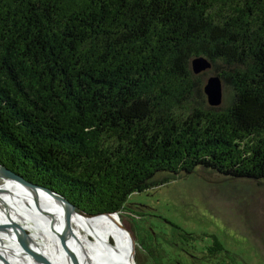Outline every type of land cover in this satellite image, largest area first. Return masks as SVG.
Here are the masks:
<instances>
[{"label":"trees","instance_id":"16d2710c","mask_svg":"<svg viewBox=\"0 0 264 264\" xmlns=\"http://www.w3.org/2000/svg\"><path fill=\"white\" fill-rule=\"evenodd\" d=\"M0 163L89 214L190 174L264 184V0H0ZM171 225L204 244L171 264H239Z\"/></svg>","mask_w":264,"mask_h":264},{"label":"rangeland","instance_id":"374dc122","mask_svg":"<svg viewBox=\"0 0 264 264\" xmlns=\"http://www.w3.org/2000/svg\"><path fill=\"white\" fill-rule=\"evenodd\" d=\"M212 180L190 174L160 188L130 195L125 209L117 214L133 235L135 257L139 254V240L164 257L162 264H171L167 260L172 259L190 261L201 257L199 249L204 244L194 246L183 241L172 223L199 234V237L205 236L203 240L207 243L212 240L207 235H216L224 247L235 254L239 264H264V184L230 181L216 175ZM33 199L35 201V197ZM0 204L4 208V218H9L6 204L2 201ZM28 211L34 213L32 209ZM34 214L42 219L32 218L39 243L51 250L60 247L62 240L54 218L52 221L49 219L52 216L43 214L45 218L39 213ZM50 224H53L51 228L48 227ZM22 227L29 234L33 232ZM151 239L157 242H151ZM69 241L79 251L89 254L78 239L70 237ZM11 252L8 251L6 256L9 257ZM90 261L94 262L93 258Z\"/></svg>","mask_w":264,"mask_h":264},{"label":"bare ground","instance_id":"6f19581e","mask_svg":"<svg viewBox=\"0 0 264 264\" xmlns=\"http://www.w3.org/2000/svg\"><path fill=\"white\" fill-rule=\"evenodd\" d=\"M0 189H2L0 191V201L6 204L10 214H8L9 218H4V208L0 204V224L16 223L30 228L33 230L30 235L35 241L36 249L51 264H71L62 243L60 247H55L54 250L48 249V246H43L39 243L40 240L35 237L36 233H34L36 223H33L32 218L42 220L35 216L34 213H39L42 217H45L43 216L45 214L52 216L49 218L52 221V218H54L53 222L58 225L55 227L62 240L61 236L65 231L62 215L67 210L56 199V196L40 190L38 192L40 202L36 203L33 199L36 196L35 191L18 182L4 179H0ZM28 209H32L34 213L31 214ZM13 213L14 215H12ZM69 220L77 237L71 238L74 240L78 239L84 246L83 248L89 253L79 251L69 241L71 248L77 253L82 264H135V246L132 234L126 229L119 214L85 217L71 212L69 213ZM52 226L53 224L48 225L49 228ZM8 251H13L16 254L12 258L8 257L14 264H35L27 250L16 239L4 232H0V253L6 254ZM85 255L87 256L85 257ZM92 258L94 262L90 261Z\"/></svg>","mask_w":264,"mask_h":264},{"label":"water","instance_id":"95a60500","mask_svg":"<svg viewBox=\"0 0 264 264\" xmlns=\"http://www.w3.org/2000/svg\"><path fill=\"white\" fill-rule=\"evenodd\" d=\"M212 66L210 59L206 56H198L195 57L192 61V67L196 74H201L208 71ZM204 92L207 96L208 102L212 106H219L223 101V82L220 76L218 75H209L206 78L205 85H204ZM0 179L15 181L19 184L35 191V201L36 203L40 202L38 197V192L40 190L48 192L53 196H56V199L66 208V213H64V228L65 231L63 232L62 244L65 249V253L67 254L71 264H82L77 253L71 248L69 244L70 237H75V234L72 230V226L69 220V213L74 212L78 213L85 217H94L103 214H114V213H101V214H89L79 208L78 206L72 204L69 200H67L61 194L53 191L52 189L40 186L38 184L32 183L26 180L22 175L12 171L11 169L7 168L5 165L0 163ZM2 191V189H0ZM117 213V212H115ZM126 229L130 232V230L126 227ZM0 232H4L14 239H16L29 253L31 259L35 262V264H51L35 247V241L31 237V235L19 224H0ZM131 233V232H130ZM132 234V233H131ZM132 239L134 241L133 235ZM15 253L11 252L10 257L12 258ZM87 255H85L86 257ZM134 262L137 264L136 259L134 257ZM0 264H14L11 259H9L6 254L0 253ZM85 264V263H83Z\"/></svg>","mask_w":264,"mask_h":264}]
</instances>
